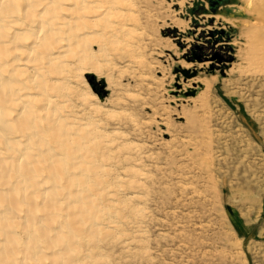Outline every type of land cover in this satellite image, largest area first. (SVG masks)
Instances as JSON below:
<instances>
[{"label":"rangeland","instance_id":"obj_1","mask_svg":"<svg viewBox=\"0 0 264 264\" xmlns=\"http://www.w3.org/2000/svg\"><path fill=\"white\" fill-rule=\"evenodd\" d=\"M131 2L132 39L74 84L120 112L115 174L146 176L89 264H264V0Z\"/></svg>","mask_w":264,"mask_h":264},{"label":"bare ground","instance_id":"obj_2","mask_svg":"<svg viewBox=\"0 0 264 264\" xmlns=\"http://www.w3.org/2000/svg\"><path fill=\"white\" fill-rule=\"evenodd\" d=\"M132 6L0 0V264H89L99 243L117 238L119 211L136 199L123 185L142 186L144 173L115 174L129 143L106 128L120 112L74 84L92 73L93 47L132 39Z\"/></svg>","mask_w":264,"mask_h":264},{"label":"water","instance_id":"obj_3","mask_svg":"<svg viewBox=\"0 0 264 264\" xmlns=\"http://www.w3.org/2000/svg\"><path fill=\"white\" fill-rule=\"evenodd\" d=\"M196 92H197V91H191V92H189L187 95H196Z\"/></svg>","mask_w":264,"mask_h":264}]
</instances>
